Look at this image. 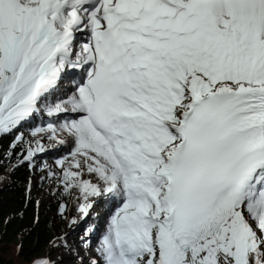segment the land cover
<instances>
[{
	"label": "snow or ice",
	"instance_id": "snow-or-ice-1",
	"mask_svg": "<svg viewBox=\"0 0 264 264\" xmlns=\"http://www.w3.org/2000/svg\"><path fill=\"white\" fill-rule=\"evenodd\" d=\"M13 131L30 167L71 145L80 219L115 208L90 264H264V0H0Z\"/></svg>",
	"mask_w": 264,
	"mask_h": 264
},
{
	"label": "trees",
	"instance_id": "trees-1",
	"mask_svg": "<svg viewBox=\"0 0 264 264\" xmlns=\"http://www.w3.org/2000/svg\"><path fill=\"white\" fill-rule=\"evenodd\" d=\"M16 136L0 134V161L2 154L10 156L6 167L10 180L0 187V264H35L40 250L49 246L55 234L29 188L34 167L21 163L19 146L11 147ZM56 211L57 207L52 208V213Z\"/></svg>",
	"mask_w": 264,
	"mask_h": 264
},
{
	"label": "rangeland",
	"instance_id": "rangeland-1",
	"mask_svg": "<svg viewBox=\"0 0 264 264\" xmlns=\"http://www.w3.org/2000/svg\"><path fill=\"white\" fill-rule=\"evenodd\" d=\"M40 122L41 121H38L37 123L32 122L30 124H27L24 127L20 128L19 131L24 132L28 140H35L36 137H33L31 135V130ZM12 133L18 134L17 131H13ZM44 143L46 145L51 144V142L48 140H45ZM70 148L71 145L63 147L57 146L54 148L50 147L48 151L40 154L36 159L35 163L37 166L34 167V176L29 184V188L31 189L32 195L39 206L40 212L43 214L45 219L49 220V222L52 224L55 234L49 246L40 250L38 260L47 259L52 261L53 264H77L80 262V259H75L74 261L70 258L61 261L63 257L62 252L63 250L68 249V246H65V248L60 247V239L58 238H67L69 236H74L73 238L75 239L80 238V235H77L76 233L74 234V232L72 231L73 227L77 226V224L75 225V223H72V220L74 218L77 219L78 212L72 200L63 197L62 199L59 198V193L57 192L59 188V182L49 175L50 170L52 172H55L57 176L60 175L61 170L56 161L68 155ZM2 156L3 160L0 161V187L6 185L10 180L9 170L6 169L10 161V156H4L3 154ZM45 164H47L49 167H44ZM62 203H67L69 205V209L64 216H61L59 213V207ZM55 207H57V211L52 213V208ZM92 223L93 222H90L89 225L84 226L81 229L80 233L83 235L86 234L87 229L92 226ZM86 235H88V233ZM86 240H88V238ZM99 243L100 240L96 244H94V246H89V251L91 252V254L97 255V258L98 254L96 252V248L99 246ZM70 245L72 249L76 247L75 243L71 242ZM87 248L88 246L83 247L82 251L84 252V254L86 253ZM91 254L89 253L90 256H92ZM90 262L87 264H90Z\"/></svg>",
	"mask_w": 264,
	"mask_h": 264
},
{
	"label": "bare ground",
	"instance_id": "bare-ground-1",
	"mask_svg": "<svg viewBox=\"0 0 264 264\" xmlns=\"http://www.w3.org/2000/svg\"><path fill=\"white\" fill-rule=\"evenodd\" d=\"M38 121H40V120L39 119L32 120L28 124H30L32 122L37 123ZM102 206H104L106 208V213H104V214H101L99 212V208ZM114 211H115L114 207L108 206L103 201L98 200L97 203L94 205L93 209L90 211L88 217L80 219L79 214H78V217H77L76 223H75V225L77 224V226L73 227V229L72 228L71 229L74 232V234L76 233L77 235H80V238L75 239V238H73L74 236H69L67 238H63V240H61V239L59 240L60 247L65 248V246H68V249L63 250V252H62L63 257H62L61 261L68 259V258H70L71 260H74V261H75V259H77V260L80 259V262L77 264H87L93 259V257L97 258V255L91 254V252L89 251V246L90 247L94 246V244H96L99 240H101L103 234L107 230L111 214ZM90 222H93L92 226H94L95 230L91 233H88V235L81 234L80 233L81 229L84 226L89 225ZM87 238H88V241H90V243L86 245L84 241ZM65 241H66V243H65ZM71 242L76 244V247L74 249H72V247L70 245ZM84 246H88L85 254L82 251ZM89 253L93 257L90 256Z\"/></svg>",
	"mask_w": 264,
	"mask_h": 264
}]
</instances>
